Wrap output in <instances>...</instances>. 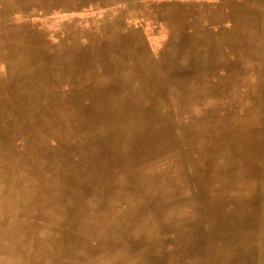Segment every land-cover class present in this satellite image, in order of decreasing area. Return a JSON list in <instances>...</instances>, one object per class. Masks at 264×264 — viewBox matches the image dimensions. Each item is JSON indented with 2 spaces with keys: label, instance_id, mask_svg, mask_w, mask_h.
I'll return each mask as SVG.
<instances>
[{
  "label": "rangeland",
  "instance_id": "rangeland-1",
  "mask_svg": "<svg viewBox=\"0 0 264 264\" xmlns=\"http://www.w3.org/2000/svg\"><path fill=\"white\" fill-rule=\"evenodd\" d=\"M196 1L220 5L225 0H18L9 12L3 6L7 0H0V264H10L7 258L24 262L31 254L38 257L21 264H94L104 256L111 257L107 264H117L118 253L141 254L174 237L177 223L190 233V251L207 246L198 188L206 163L196 161L197 153L228 136L215 123L246 125L258 110L244 92L264 90V17L255 0H231L238 6L231 19L181 31L123 13L148 3L162 10L192 8ZM107 19L119 23L103 29ZM234 28L252 34L247 53L225 48L228 59L196 69L174 65L178 55L170 43H206L213 40L210 35ZM59 34L75 37L68 40L75 46L61 54L47 49L58 43ZM244 57L250 60L244 63ZM102 78L92 90L85 86ZM155 111L164 113L159 127L149 118ZM76 231L80 246L66 251L69 233ZM256 243V263L263 264L264 244L259 238ZM172 247L164 244L166 250Z\"/></svg>",
  "mask_w": 264,
  "mask_h": 264
},
{
  "label": "bare ground",
  "instance_id": "bare-ground-1",
  "mask_svg": "<svg viewBox=\"0 0 264 264\" xmlns=\"http://www.w3.org/2000/svg\"><path fill=\"white\" fill-rule=\"evenodd\" d=\"M233 1V0H232ZM231 0H225L220 5H214L209 3L197 2L194 7L188 6L171 7L162 10L160 6H156L152 3L139 6L137 10L130 9L123 12L124 15H139L142 16L144 21H152L163 24L168 30L178 29L179 31L191 27L204 26L214 21L218 23L225 22L235 16L237 3ZM18 0H7L4 2L6 12H9L18 6L16 5ZM90 2V1H89ZM7 3V4H6ZM100 3V2H99ZM110 3V2H109ZM134 3V2H133ZM107 4V3H106ZM29 5V4H28ZM132 6V5H131ZM165 6H172L171 4ZM237 6V7H236ZM255 9L260 10L262 17H264V0H255ZM159 8V9H158ZM69 9V8H67ZM8 10V11H7ZM25 11V10H24ZM135 11V12H134ZM134 12V13H133ZM52 15V14H51ZM261 15V14H260ZM58 18V17H57ZM40 18H38L39 20ZM60 19V18H58ZM72 19V18H71ZM100 19V18H99ZM258 19V18H257ZM41 20H43L41 18ZM62 20V18H61ZM65 20V19H64ZM70 20V19H68ZM254 20V19H253ZM37 21V20H36ZM40 21V20H39ZM52 21V19H51ZM50 21V22H51ZM67 21V20H66ZM6 22V21H5ZM75 22V21H74ZM100 22V21H99ZM243 22V21H242ZM35 23V22H34ZM119 22L107 19L102 23L103 29L109 31L114 25ZM43 24V23H42ZM58 24V23H57ZM254 24V23H253ZM252 24V25H253ZM35 25V24H34ZM38 25V24H37ZM48 25V24H47ZM61 25V24H60ZM124 26L119 24L118 26ZM49 27V26H48ZM62 27V26H61ZM76 27V26H75ZM53 28V27H52ZM97 28V27H96ZM99 28V27H98ZM63 29V27H62ZM137 30V29H136ZM132 31V30H131ZM59 32V31H58ZM135 32V31H134ZM140 32V31H139ZM73 33V32H72ZM71 33V34H72ZM259 33V32H258ZM70 34V33H68ZM261 34V33H260ZM53 35V34H52ZM74 35V34H73ZM5 37V36H3ZM58 43L56 45L47 46L50 49L60 54L71 48L74 45L68 46L70 43L68 40L71 37L59 34ZM72 38H75L72 36ZM70 39V41L72 40ZM78 38V37H77ZM5 39V38H4ZM38 39V38H37ZM50 39V38H49ZM57 39V40H58ZM210 40L206 43L192 44L191 40H186L185 44L179 46L175 42L170 43L171 48L176 51L177 62L174 64L178 66V69L185 67L200 68L206 63L216 62L222 59H228L227 53L242 54L247 53L253 44V36L248 31L225 30V33H215L210 35ZM1 40V39H0ZM109 40V39H108ZM47 41V40H46ZM259 41V40H258ZM48 42V41H47ZM188 44H187V43ZM2 43V42H1ZM17 43V42H16ZM20 43V42H19ZM24 43V42H23ZM76 43V42H75ZM168 43V42H167ZM166 43V45H167ZM28 44V43H27ZM137 44V43H136ZM21 45V44H20ZM23 45V44H22ZM21 45V46H22ZM26 45V44H25ZM52 45V44H51ZM178 45V46H177ZM9 46V45H8ZM14 46V45H13ZM80 46V45H79ZM264 46V44H263ZM11 47V46H10ZM16 47V46H15ZM97 47V46H96ZM108 47V46H107ZM166 47V46H165ZM7 48V47H6ZM25 48V47H24ZM29 48V47H27ZM31 48V47H30ZM35 48V47H34ZM225 48L229 49V52L224 53ZM17 49V48H16ZM41 49V48H40ZM82 49V48H81ZM22 50V49H21ZM26 50V49H24ZM49 50V51H50ZM164 50V49H163ZM18 51V50H17ZM43 51V49H42ZM162 51V50H161ZM6 52V51H5ZM91 52V51H90ZM18 53V52H17ZM70 53V51H69ZM163 53V52H162ZM19 54V53H18ZM17 54V55H18ZM53 54V53H52ZM168 54V53H167ZM22 55V54H21ZM163 55H165L163 53ZM170 55V54H169ZM65 56V54H64ZM4 57H6L4 55ZM38 57V56H37ZM166 57V56H165ZM164 57V58H165ZM110 58V57H109ZM168 58V57H167ZM171 58V57H170ZM108 59V58H107ZM253 59V58H252ZM71 60V59H70ZM250 59L244 57L243 62L246 63ZM51 61V60H50ZM96 62V61H95ZM115 62V61H114ZM226 62V61H225ZM6 63V62H5ZM13 63V62H12ZM49 64V63H48ZM262 64V63H261ZM3 65V64H2ZM5 65V64H4ZM46 65V64H45ZM94 65V64H93ZM173 65V63H172ZM7 66V65H6ZM95 66V65H94ZM170 68V64H167ZM263 66V65H262ZM3 67V66H2ZM41 67V66H40ZM96 67V66H95ZM264 67V66H263ZM6 68V67H5ZM42 68V67H41ZM112 68V67H111ZM36 69V68H35ZM96 69V68H95ZM173 69L174 66H173ZM190 69V68H189ZM34 70V69H33ZM235 70V69H234ZM261 70V69H260ZM100 71V70H99ZM118 71V70H117ZM238 71V70H237ZM96 72V71H95ZM164 72V71H163ZM261 72V71H260ZM81 73V72H80ZM85 73V72H84ZM92 73V72H91ZM119 73V71H118ZM166 73V72H165ZM86 74V73H85ZM90 74V73H89ZM93 74V73H92ZM99 74V73H98ZM97 74V75H98ZM22 75V74H20ZM45 75V74H44ZM201 75V74H200ZM15 76V75H14ZM43 76V75H42ZM90 76V75H89ZM112 76V75H111ZM232 76V75H231ZM263 75H260L262 78ZM201 77V76H200ZM39 78V77H38ZM42 78V77H41ZM40 78V79H41ZM55 78V77H54ZM185 78V77H184ZM166 79V78H165ZM193 79V78H192ZM18 80V79H17ZM27 80V79H26ZM39 80V79H38ZM37 80V83H38ZM78 80V78H77ZM82 80V79H81ZM88 80V79H87ZM195 80V79H194ZM261 80V79H260ZM263 80V79H262ZM57 81V80H56ZM89 81H91L89 79ZM103 81L99 79L93 81L92 84H87L89 89L91 86L98 85ZM188 81V80H187ZM202 81V80H201ZM200 81V82H201ZM40 82V80H39ZM83 84L85 81H82ZM88 82V81H87ZM185 84V81H182ZM190 82V81H189ZM73 83V81H71ZM80 83V82H77ZM13 84V83H12ZM48 84V83H47ZM32 85V84H31ZM34 85V84H33ZM138 85V84H137ZM16 86V85H15ZM84 86V85H83ZM30 87V86H29ZM38 87V86H37ZM74 87V86H72ZM99 87V86H98ZM168 87V86H167ZM176 87V86H175ZM54 88V87H53ZM56 88V87H55ZM87 88V87H86ZM101 88V87H100ZM109 88V87H108ZM131 88V87H129ZM177 88V87H176ZM1 89V88H0ZM47 89V88H45ZM63 89V88H62ZM94 89V88H93ZM159 89V88H158ZM8 90V89H7ZM23 90V89H22ZM21 90V91H22ZM38 90V89H36ZM51 90V89H50ZM92 90V89H90ZM96 90V89H95ZM46 91V90H45ZM54 91V90H53ZM101 92L103 90H100ZM264 90H253L248 94L252 103L257 104L258 110L252 112L246 125L230 126L229 123H215L216 127H223L228 133L225 138L215 139L208 146L203 145L200 148L203 151L197 153V160L205 161L206 177L199 182L198 188L202 190L203 209L205 211V222L207 229L205 230V240L207 246L190 251V233L187 229H179V223L174 225V237L164 239L163 241H157L152 243L149 249L144 250L141 254L133 253L130 255H123L118 253L116 255V262L120 264H179L180 258H183L184 264H256V251L255 245L258 242L264 244V107L261 106L264 103V97L262 92ZM9 92V90H8ZM23 92V91H22ZM26 92V90L24 91ZM98 92V91H97ZM100 92V93H101ZM157 92V91H156ZM50 93V92H49ZM105 93V92H104ZM73 94V93H72ZM94 94V93H93ZM98 94V93H96ZM22 95V94H21ZM37 95V94H36ZM83 95V94H82ZM106 95V94H105ZM111 95V94H110ZM173 95V94H172ZM175 95V94H174ZM173 95V96H174ZM80 96V95H79ZM103 96V95H102ZM21 97V96H20ZM44 97V95H43ZM78 97V96H76ZM89 97V95H88ZM140 97V96H139ZM138 97V98H139ZM160 97V96H159ZM83 98V97H82ZM137 98L136 102H139ZM170 98V97H169ZM58 99V98H57ZM178 99V98H177ZM79 100V99H78ZM77 100V101H78ZM171 100V99H170ZM39 101V100H38ZM53 101V100H52ZM76 101V100H75ZM85 101V100H84ZM175 101V100H174ZM1 102V101H0ZM11 102V101H10ZM33 102V101H32ZM35 102V101H34ZM62 102V101H61ZM83 102V101H82ZM258 102H263L258 104ZM59 103V101H58ZM81 104V103H80ZM129 104V103H127ZM7 105V104H6ZM46 105V104H45ZM83 105V104H81ZM37 106V104H36ZM35 106V107H36ZM40 106V105H39ZM118 106V104H117ZM121 106V105H120ZM141 109V105H135ZM13 107V106H12ZM59 107V106H58ZM63 107V106H62ZM91 107V106H90ZM96 107V106H95ZM55 108V107H53ZM89 108V107H88ZM83 109V108H82ZM1 111V110H0ZM44 111V110H42ZM89 111V110H88ZM112 111V110H111ZM36 112V111H35ZM46 112V111H45ZM64 112V111H63ZM23 112H21L22 115ZM37 113V112H36ZM47 113V112H46ZM89 114V113H88ZM106 114V113H105ZM18 116V114H16ZM60 115V114H59ZM155 115V117H153ZM40 116V115H39ZM46 116V115H45ZM48 116V115H47ZM164 117V113L160 111L153 112V115H149L151 122L155 127H159ZM49 118V117H48ZM66 118V117H65ZM52 119V118H51ZM54 119V118H53ZM77 119V118H76ZM154 119V120H153ZM58 120V119H57ZM28 121V120H27ZM61 121V120H59ZM57 121V122H59ZM63 122V121H62ZM18 123V122H17ZM43 123V122H42ZM46 124V123H45ZM95 124V123H94ZM137 124V123H136ZM60 125V124H59ZM63 125V124H62ZM68 125V124H67ZM66 125V126H67ZM140 128L143 123L140 124ZM30 126V125H29ZM55 126V125H54ZM64 126V125H63ZM69 126V125H68ZM72 126V125H71ZM107 126V125H106ZM180 126V125H179ZM57 127V126H56ZM60 127V126H59ZM92 127V126H91ZM167 127V125H166ZM63 128V127H62ZM73 128V127H72ZM48 129V128H47ZM51 129V128H50ZM90 129V128H89ZM29 130V129H28ZM64 130V129H63ZM95 130V129H94ZM113 130V129H112ZM57 131V130H56ZM61 131V130H60ZM70 131V130H69ZM86 131V130H85ZM7 132V131H6ZM109 132V131H108ZM117 132V131H116ZM169 132V131H168ZM53 133V131H52ZM87 133V132H86ZM110 133V132H109ZM3 134V133H2ZM8 134V132H7ZM54 134V133H53ZM65 134V133H64ZM84 134V133H83ZM169 134V133H168ZM187 134V133H186ZM17 135V134H16ZM85 135V134H84ZM83 135V136H84ZM99 135V134H98ZM60 136V135H59ZM101 136V135H100ZM10 137V135H9ZM12 137V136H11ZM14 137V136H13ZM80 137V136H79ZM86 137V136H85ZM188 137V136H187ZM22 138V137H21ZM77 138V137H76ZM83 138V137H82ZM116 138V137H115ZM169 138V137H168ZM186 138V137H185ZM183 137V139H185ZM192 138V137H191ZM190 138V139H191ZM11 139V138H10ZM182 139V141H183ZM87 140V139H86ZM103 140V139H102ZM15 141V140H13ZM189 141V140H188ZM80 142V141H79ZM88 142V141H87ZM159 142V141H158ZM1 143V142H0ZM4 143V142H3ZM2 143V144H3ZM19 143V142H18ZM81 143V142H80ZM118 143V142H117ZM160 143V142H159ZM203 143V142H202ZM32 144V143H31ZM74 144V142H73ZM79 144V143H78ZM82 144V143H81ZM184 144V143H182ZM181 144V145H182ZM14 145V144H13ZM35 145V144H34ZM152 145V144H151ZM150 145V146H151ZM5 146V145H4ZM57 146V145H56ZM81 146V145H80ZM84 146V145H83ZM83 146H81L83 148ZM86 146V145H85ZM92 146V145H91ZM104 146V145H103ZM120 146V145H119ZM6 147V146H5ZM8 147V146H7ZM11 147V146H10ZM30 147V146H29ZM42 147V146H41ZM149 147V146H148ZM184 147V146H183ZM9 148V147H8ZM35 148V147H34ZM71 148V147H70ZM74 148V147H73ZM146 148V147H145ZM45 149V148H44ZM87 149V148H86ZM206 149V151L204 150ZM46 150V149H45ZM58 150V149H57ZM63 150V149H62ZM48 151V150H47ZM98 151V150H97ZM112 151V150H111ZM1 152V151H0ZM56 152V150H55ZM64 152V151H63ZM83 152V151H82ZM101 152V151H100ZM137 152V151H136ZM72 153V152H71ZM103 153V152H102ZM109 153V152H108ZM126 153V152H125ZM185 153V152H184ZM57 154V153H56ZM63 154V153H62ZM70 154V153H69ZM89 154V153H88ZM96 154V153H95ZM65 155V153H64ZM90 155V154H89ZM126 155V154H125ZM63 156V155H62ZM74 156V155H73ZM112 156V155H111ZM129 156V155H128ZM7 157V156H6ZM9 157V155H8ZM98 157V156H97ZM127 157V155H126ZM59 158V157H58ZM62 158V157H61ZM85 158V157H84ZM114 158V157H113ZM28 159V158H27ZM64 159V158H63ZM115 160V158H114ZM66 161V160H65ZM64 161V162H65ZM86 161V160H85ZM195 161V162H196ZM27 162V161H26ZM63 162V161H62ZM67 162V161H66ZM106 163V161H104ZM11 164V162H10ZM47 164V163H46ZM100 164V163H99ZM109 164V163H108ZM188 164V163H187ZM22 165V164H21ZM32 165V164H31ZM119 165V164H118ZM30 166V165H29ZM46 166V165H45ZM96 166V165H95ZM105 167V166H104ZM55 168V167H54ZM108 168V167H107ZM114 168V167H113ZM121 168V167H120ZM94 169V168H93ZM92 169V170H93ZM63 170V167H62ZM65 170V169H64ZM63 170V171H64ZM102 170V169H101ZM18 171V170H17ZM100 171V170H99ZM106 171V170H105ZM64 173V172H63ZM68 173V172H67ZM110 173V172H109ZM102 174V173H101ZM116 174V173H115ZM59 175V174H58ZM63 175V174H62ZM92 175V173H91ZM98 175V174H97ZM93 176V175H92ZM14 177V176H13ZM54 177V175H53ZM66 177V176H65ZM94 177V176H93ZM75 178V177H74ZM81 178V177H80ZM117 178V176H116ZM54 179V178H53ZM29 180V179H28ZM27 180V181H28ZM56 180V179H55ZM75 180V179H74ZM81 180V179H80ZM79 180V181H80ZM25 181V180H24ZM33 181V180H32ZM76 181V180H75ZM78 181V182H79ZM113 181V179L111 180ZM15 182V181H14ZM84 182V181H83ZM94 182V181H93ZM99 182V181H98ZM100 183V182H99ZM16 184V183H15ZM25 184V183H24ZM128 184V183H127ZM28 185V184H27ZM48 185V184H47ZM71 185V184H70ZM97 185V184H96ZM12 186V185H11ZM20 186V185H18ZM49 186V185H48ZM117 186V185H116ZM52 187V186H51ZM50 187V188H51ZM59 187V186H58ZM91 187V186H90ZM13 188V187H12ZM16 194L18 188L15 187ZM25 188V187H24ZM55 188V187H54ZM110 188V187H108ZM116 188V187H115ZM53 189V188H52ZM51 189V190H52ZM59 189V188H58ZM78 190V188H76ZM120 189V187H119ZM90 190V189H89ZM92 190V189H91ZM118 190V189H117ZM74 191V190H73ZM111 191V190H110ZM128 191V190H127ZM126 191V192H127ZM62 192V191H61ZM68 192V191H67ZM91 192V191H89ZM94 192V191H93ZM120 192V191H119ZM130 192V191H129ZM86 193V192H85ZM114 193V192H113ZM134 193V192H133ZM40 194V193H39ZM42 194V193H41ZM53 194V193H52ZM51 194V195H52ZM104 194V193H103ZM116 194V193H115ZM120 194V193H119ZM125 194V193H124ZM67 195V194H65ZM83 195V194H82ZM80 195V197L82 196ZM93 195V194H92ZM133 195V194H132ZM49 196V195H48ZM114 196V195H113ZM124 196V195H123ZM52 197V196H51ZM58 197V196H57ZM72 197V196H71ZM83 197H85L83 195ZM93 197V196H92ZM115 197V196H114ZM126 197V196H124ZM139 197V196H138ZM46 198V197H45ZM48 198V197H47ZM102 198V197H101ZM119 198V197H118ZM131 198V197H130ZM129 198V199H130ZM136 198V195H135ZM42 199V198H41ZM51 200V198H49ZM56 199V198H55ZM71 199V198H70ZM82 199V198H81ZM84 199V198H83ZM82 199V200H83ZM111 199V198H110ZM136 200V199H135ZM40 201V199H39ZM57 201V200H56ZM55 201V202H56ZM79 201V200H78ZM87 201V199H86ZM110 201V200H109ZM129 201V200H128ZM134 201V200H133ZM42 202V201H41ZM73 202V201H72ZM75 202V201H74ZM80 202V201H79ZM78 202V203H79ZM143 202V201H142ZM57 203V202H56ZM86 203V202H85ZM97 203V202H96ZM127 203V202H126ZM47 204V203H45ZM55 204V203H54ZM61 204V203H60ZM77 204V203H76ZM109 204V203H108ZM111 204V203H110ZM62 205V204H61ZM123 205V204H122ZM140 205V203H139ZM40 206V205H39ZM47 206V205H45ZM98 206V205H97ZM101 206V205H100ZM128 206V205H127ZM49 207V206H48ZM59 207V205H58ZM89 207V206H88ZM144 207V206H143ZM54 208V207H53ZM57 208V206L55 207ZM54 208V209H55ZM79 208V207H78ZM81 208V207H80ZM99 208V207H98ZM63 209V208H62ZM59 210V209H58ZM140 210V209H139ZM97 211V210H96ZM196 212V208H191V213ZM67 212V211H66ZM72 213V211H70ZM126 212V211H125ZM142 212V211H141ZM147 212V211H146ZM58 213V212H57ZM70 213V215H71ZM96 213V212H95ZM98 213V212H97ZM59 214V213H58ZM85 214V213H84ZM100 214V213H99ZM106 214V213H105ZM118 214V213H117ZM135 214V213H134ZM137 214V212H136ZM148 214V213H147ZM41 215V214H40ZM64 215V214H63ZM67 215V214H66ZM120 215V214H118ZM146 215V214H145ZM121 216V215H120ZM75 217V216H74ZM88 217V216H87ZM102 216H100L101 218ZM129 218V217H128ZM133 218V217H132ZM135 218V217H134ZM129 220V219H128ZM126 220V221H128ZM141 220V219H140ZM143 220V219H142ZM80 221V220H79ZM119 221V220H117ZM78 222V221H77ZM110 232L114 230L113 221H110ZM73 223V222H72ZM119 223V222H118ZM67 224V223H66ZM139 224V223H138ZM137 224V225H138ZM179 225V226H178ZM71 226V225H70ZM84 226V225H83ZM126 226V224H125ZM80 227V226H79ZM135 227V226H134ZM181 227V226H180ZM259 227V228H258ZM101 228V227H100ZM67 229V227H66ZM123 230V229H122ZM178 230V232H177ZM60 232V231H59ZM134 232V231H133ZM61 233V232H60ZM69 233V232H68ZM58 234V233H57ZM62 234V233H61ZM64 234V233H63ZM129 235V234H128ZM131 235V234H130ZM157 235V234H156ZM13 236V235H12ZM155 236V235H154ZM153 236V237H154ZM101 237V236H100ZM120 237V236H119ZM126 239V237H125ZM147 239H151L148 236ZM161 239V238H160ZM97 240V239H96ZM101 240V239H100ZM132 240V239H131ZM262 240V241H261ZM33 241V239H32ZM64 241V240H63ZM78 233H69L66 251L72 246H80L78 244ZM106 241V240H104ZM37 242V241H36ZM65 242V241H64ZM80 242V241H79ZM86 242V241H85ZM170 242L173 246L171 250L164 249V244ZM17 243L22 244L18 239ZM34 243V242H33ZM32 243V244H33ZM59 243V242H57ZM61 243V242H60ZM60 243L58 244L60 247ZM103 243V242H102ZM261 243V244H262ZM65 245V244H64ZM123 245V244H122ZM86 246V245H85ZM110 246V245H109ZM115 246V245H114ZM264 246V245H263ZM87 247V246H86ZM98 247V246H97ZM117 247V246H116ZM257 247V246H256ZM262 247V246H261ZM99 248V247H98ZM86 249V248H85ZM95 249V248H94ZM107 249V248H106ZM120 249V248H119ZM145 249V248H144ZM151 249H155L153 255L148 252ZM258 249V248H257ZM79 250V249H78ZM88 250V249H86ZM99 250V249H98ZM108 250V249H107ZM264 250V248L262 249ZM102 251V250H101ZM111 251V250H110ZM114 251V250H113ZM124 251V250H123ZM128 251V250H127ZM52 251L49 250V254ZM90 252V250H89ZM86 252V253H89ZM106 252V251H105ZM34 253V252H33ZM97 253V252H96ZM149 253V260L147 255ZM61 254V253H60ZM63 254L65 255L64 251ZM101 254V253H100ZM106 254V253H105ZM262 254H264L262 252ZM91 255V254H90ZM93 255V254H92ZM97 255V254H96ZM193 255V260L190 262V256ZM61 256V255H60ZM104 256V254H103ZM38 257L31 254L26 260L30 262ZM79 257V256H78ZM83 257V256H82ZM101 257V256H100ZM4 257L0 256V260ZM84 258V257H83ZM63 259V258H62ZM111 257L98 258L94 264H107L110 262ZM5 260V259H4ZM12 264H21L22 261H15L13 258H7ZM67 260V259H66ZM70 260V259H69ZM76 260V259H75ZM86 260V259H85ZM91 260V259H90ZM66 262V261H65ZM264 264V257L261 259ZM10 263V264H11ZM70 263V262H69ZM117 263V264H118ZM9 264V263H8ZM30 264V263H29ZM183 264V263H182Z\"/></svg>",
  "mask_w": 264,
  "mask_h": 264
},
{
  "label": "crops",
  "instance_id": "crops-1",
  "mask_svg": "<svg viewBox=\"0 0 264 264\" xmlns=\"http://www.w3.org/2000/svg\"><path fill=\"white\" fill-rule=\"evenodd\" d=\"M214 5H216V4H214ZM218 6V5H217ZM77 233H78V231H76ZM262 253V252H261ZM264 257V254H263V256L261 257V259ZM256 261H257V259L255 258V263H256ZM263 263V262H262ZM257 264V263H256Z\"/></svg>",
  "mask_w": 264,
  "mask_h": 264
}]
</instances>
